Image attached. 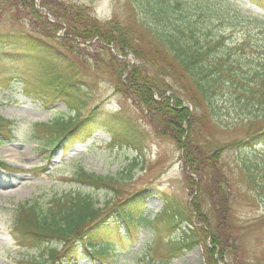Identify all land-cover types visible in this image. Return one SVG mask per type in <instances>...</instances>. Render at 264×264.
<instances>
[{"label": "trees", "instance_id": "obj_1", "mask_svg": "<svg viewBox=\"0 0 264 264\" xmlns=\"http://www.w3.org/2000/svg\"><path fill=\"white\" fill-rule=\"evenodd\" d=\"M184 1H191L190 5L197 9L190 18L183 11H171L170 18L161 15L164 19L156 24L157 27L143 25L144 31L140 34L114 21L101 22L86 7L74 2L0 0V9L4 6L21 8L36 18L34 24L40 20L37 29L0 33V61L6 63L5 69L0 67V89L12 90L20 74L14 68L21 66L22 72L39 80L45 103L61 101L67 111L74 113L57 116L49 123L31 128L33 138L43 146L67 151L80 137L92 136L104 129L110 134L111 145L131 147L142 157L140 129L120 115L115 122H109L98 107L82 115L87 100L81 92L80 79L69 77L50 64L51 61L68 62L67 53L57 50L54 43L71 52H77L80 47L99 45L110 62L117 64L115 92L131 96L153 119L156 134L173 141L189 172L188 185H197V196L211 202L204 205V210L200 203H196L193 212L212 232L208 264H227L235 262L239 253L238 241L231 237L232 225H226L231 217L229 186L224 180L220 181L224 176L221 154L228 145L209 150L201 143L192 129L195 114L184 104L175 86L180 84L190 92L194 107L200 106L209 112L212 125H219L214 119L219 99L232 94V98L238 100L237 106L247 112V120L235 125L243 126L246 134L232 146L243 152L264 145V60L260 62L248 52L256 48L264 50V42L259 40V35L264 34V17L246 13L241 8V1H247L264 10V0H169L159 6L165 9ZM217 23L220 25L215 27ZM254 30L260 33L255 34ZM235 31L240 32V37L233 34ZM59 32L62 34L58 35ZM142 42L151 49L146 51L140 47ZM21 46L29 53L17 51ZM109 46H113L117 53L114 54ZM129 54L137 63L126 60ZM12 124V120L0 117V138L9 140L14 137ZM242 159L241 170L252 185L258 164ZM133 164L128 173L117 177L79 169L74 181L90 186L94 191L102 188L117 190L137 166V162ZM150 195L149 189H142L112 204L107 201L98 206L89 193H69L52 199L45 209L39 202L26 201L14 210L13 228L26 241L46 246L43 252L31 255L28 264L77 263L83 256L103 263L105 259H117L124 243L138 239L141 227L153 226L154 221L143 216L142 209ZM209 197L214 199L210 201ZM168 206L157 216L167 220L169 229L178 230V240L171 237L166 241L169 246L166 253L175 255L197 244L196 227L205 229L189 216L185 217L182 210L172 212ZM183 221H186V227L181 225Z\"/></svg>", "mask_w": 264, "mask_h": 264}, {"label": "rangeland", "instance_id": "obj_2", "mask_svg": "<svg viewBox=\"0 0 264 264\" xmlns=\"http://www.w3.org/2000/svg\"><path fill=\"white\" fill-rule=\"evenodd\" d=\"M53 1L77 3L86 7L101 22L114 21L140 34L144 31L143 25L157 27L156 24L164 19L161 15L170 18L171 11H183L187 18L197 12V9L190 5L191 1H184L178 6L174 4L173 7L166 6L165 9L162 6L169 0ZM241 2L244 12L260 14L264 17L263 10L250 5L247 1ZM34 19L36 18L30 15L29 11L4 6L0 9V33L19 29L30 31L37 29L36 26L40 28V20L37 19L34 24ZM165 20L168 22L167 19ZM219 25L217 23L215 27ZM254 32L260 33L258 30ZM228 33L230 32H226ZM60 34L62 33L59 32L58 35ZM233 34L237 37L241 35L238 31ZM145 36L149 38L146 32ZM259 40L264 42V34L259 35ZM54 44L57 50L61 49L67 53L68 62L51 61V66L81 81V92L87 100L82 115H87L98 107L99 112L109 122H115L114 119L117 120L118 115L129 119L142 133L140 145L143 155L139 157L138 152L128 146H112L110 134L104 129L96 131L92 136L80 137L67 151L51 149L47 145L40 144L30 132L34 125L49 123L57 116L74 113L67 111L61 101L45 103L41 97L44 93L39 80L28 72H22L21 66H16L14 71L20 74L14 81L12 90L0 89V117L12 120L14 135L9 140L0 138V164H2L0 166V264H28L31 255L36 256L46 247L44 244L36 245L26 241L13 228L14 210L19 204L26 201L39 202L45 209L50 201L58 196L89 193L96 199V204L99 203L98 206H103L107 201L112 204L129 193L142 189H149L151 193L142 209L143 216L150 217L154 221L153 226L141 227L138 230V239L134 241L130 239L129 242L124 243L123 249L120 250L121 255L115 260L105 259L101 263L99 260L83 256L77 263L65 264H208L207 255L208 249L212 248V232L196 218L193 207L196 203H200L204 210V205L207 206L209 200L197 196L199 192L197 185L194 187L188 185L189 172L184 167L181 151L169 138L159 137L156 134L153 119L131 96L115 92L117 64L110 62L99 45L80 47L77 52H71L65 47ZM140 47L146 51L151 49L145 42L140 43ZM110 50L117 53L113 46ZM4 51H12V49ZM17 51L29 53V50L22 46L18 47ZM248 52L253 53L260 62L264 60L262 48ZM129 59L132 64L137 63L132 54L126 57V60ZM70 62H73V65ZM0 67H6V63L0 61ZM7 68L9 70L8 66ZM175 88L182 95L184 104L190 106L195 114L192 129L198 134L201 143L206 144L209 150L228 145L221 154L224 176L220 181L224 180L229 186L231 217L226 225H232L231 237L237 239L239 253L235 262L227 264H264V145L250 147L243 152L239 147L232 146L246 134L243 126L235 125L247 120V112L237 106L238 100L232 98V94L224 95L219 99L214 116L219 125L234 126L224 128L212 125L208 118L209 112L203 107L192 105L191 94L187 89L182 88L180 84ZM255 127L254 125L252 128ZM242 158L253 160L258 164V168L255 169L256 175L253 174L252 185L241 170ZM133 162H137V166L132 169L128 180L117 190L102 188L94 191L90 186L74 181L79 169L102 176L117 177L126 171L128 173L129 167L134 165ZM209 199L211 201L214 198L209 197ZM166 205H169V210L172 212L182 210L185 217L189 216L201 226L200 228L205 229L200 230L195 226L197 244L175 255L166 253L169 249L166 241L171 237L178 240V231L169 229L167 220L163 216H157L164 212ZM209 219L212 222L211 215ZM185 222L181 223L183 227H186ZM26 257L29 258L28 261L25 260L28 259Z\"/></svg>", "mask_w": 264, "mask_h": 264}, {"label": "bare ground", "instance_id": "obj_3", "mask_svg": "<svg viewBox=\"0 0 264 264\" xmlns=\"http://www.w3.org/2000/svg\"><path fill=\"white\" fill-rule=\"evenodd\" d=\"M21 157V156H20Z\"/></svg>", "mask_w": 264, "mask_h": 264}]
</instances>
